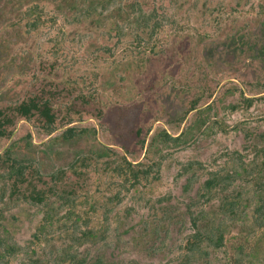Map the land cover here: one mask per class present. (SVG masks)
Wrapping results in <instances>:
<instances>
[{"label": "rangeland", "instance_id": "374dc122", "mask_svg": "<svg viewBox=\"0 0 264 264\" xmlns=\"http://www.w3.org/2000/svg\"><path fill=\"white\" fill-rule=\"evenodd\" d=\"M42 1L46 9L56 10L55 23L18 34L5 28L11 9L0 0V107H11L42 87L57 104L56 125L68 117L94 126L101 142L150 164L157 177L130 191L117 177L98 172V166L82 177L67 172L58 183L37 181L40 187L53 184L56 191L77 188L78 198L66 204L53 197L49 204L33 203L26 197V183L14 194L7 188L0 197V249L6 242L19 247L0 264H71L69 254L85 258L84 264L95 259L99 264H173L192 230L186 203L198 198L197 209L204 207L211 215L218 211L225 192L217 191L208 202L198 196L216 170H235L227 192L241 190L250 212L255 197L264 196V157L256 152L264 146V0H134L144 11L155 8L174 20L155 37V52L140 55L124 51L127 42H117L110 30L120 18L115 5L78 16L74 6L99 0ZM49 32L64 37L65 70L56 65L64 53H53ZM110 45L113 53H102ZM84 74L96 90L86 100L77 97L79 88L92 89ZM71 81L77 84L69 92ZM198 96V107L184 114ZM135 126L141 127L139 135L130 130ZM9 128L13 133L9 139L0 137V152L14 141V155L36 160L44 173L65 166L80 149L99 147L91 131L46 144L47 133L30 119L13 116ZM164 131L177 137L165 139ZM138 139L144 140L143 147ZM94 200L97 209L91 210ZM76 215L81 216L77 224ZM247 223L255 227L250 217ZM86 225L100 230L99 235L77 239ZM240 227L231 223L227 236ZM259 230L249 264H264V230ZM160 238L163 244L156 248ZM211 258L221 264L222 250H213Z\"/></svg>", "mask_w": 264, "mask_h": 264}, {"label": "trees", "instance_id": "16d2710c", "mask_svg": "<svg viewBox=\"0 0 264 264\" xmlns=\"http://www.w3.org/2000/svg\"><path fill=\"white\" fill-rule=\"evenodd\" d=\"M2 1L4 2L5 0ZM121 3L122 5H120ZM80 4H82L80 9H76L74 6L75 10L72 12L74 15L82 16L93 13L99 6L104 9H109L114 5L116 6L114 10L119 13L120 18L112 22L110 30L114 31L117 42H123L122 44L127 42L123 49L128 54L140 55L146 51L154 53L157 48L155 37L158 32L165 24L174 21L172 20V15L158 12L155 8L144 11L140 4L134 0H99L89 2L86 5L83 3ZM5 6L11 9V17L6 19L5 28L14 30V33L18 34L32 33L44 25L55 23L58 18L56 10L46 9L42 0H22L21 2H17V0H13V2L6 0ZM3 13L4 11L1 15ZM48 34L50 35L49 41H53L52 45L55 50L53 53H64L62 59L58 60L56 58L59 61L56 65H62V68L65 70L68 65V60L65 59V53L68 49L65 48V43L62 41L64 37L61 39V36L57 33L51 34L49 32ZM104 49L102 53L107 51L108 54H112L114 46L110 45ZM42 77L46 78L45 76ZM82 79L92 86V89L83 92L79 88L77 97L83 100H86L85 97H88V99L89 97L94 98L96 90L93 84H91L92 80L90 76L84 74L82 75ZM67 84L70 87L66 91L71 92V84H77V82L71 81ZM91 92L92 94H90ZM67 94L70 93L67 92ZM199 97H194L190 100L189 106L184 114L198 107ZM251 98L246 97L245 100L249 103L252 101ZM57 109L55 101L53 102L52 98L44 96L42 87H38L35 91L16 100L11 107H0V137L10 138L13 129L9 128V126L13 123V116H17L18 118L32 120L34 126L45 131L47 136L44 143L46 144L57 139L72 140L91 131L99 147H96L95 150L80 149L65 166L44 173L36 160L32 158L22 159L15 156V150L11 147V145L13 146L15 144L14 141H11L0 152V190L1 184L3 183L5 185L3 186V192L0 191V197L4 195L7 188L10 194H14L20 190L19 187L21 184L26 183V186L29 187V190L26 191V197L33 201V203L45 205L48 202L49 204L53 197L52 201H56L58 204H66L78 198L77 188L72 187L56 191L53 184L47 186L42 185L40 187L37 181L45 184L48 182L58 183L67 172L82 177L88 175L94 166H98V172H103L110 177H117L122 187L127 191L136 189V185L140 182L148 183L157 177L153 173L150 164L142 160H131L125 152L120 151V153L112 146L101 142L97 137V129L94 126L86 124L80 125L68 117L65 118V122L60 126L56 125L58 119ZM69 111V105L66 103L64 113L69 115ZM97 115L101 116V113L98 111ZM120 116H123V111ZM35 122L36 124H34ZM130 130L134 135H139L141 127L135 126L134 129L131 128ZM160 135L168 140H173L177 137L165 131ZM244 136L248 138L250 136L249 132H244ZM138 142L143 147L144 140L138 139ZM256 152L262 154L264 157V146L258 148ZM234 154H236L235 157L237 160L241 158L240 152L235 151ZM233 172L235 170H228L226 172L216 170L202 184L201 192L198 195L202 198V201L208 202L214 197L217 191L225 192L222 195L216 214H209V210L204 207L197 209L199 203L198 198H192L186 203L185 207L192 230L186 234L182 244L179 245V250H181L176 253L173 264H213L211 258L213 250H222L224 258L221 264H249L253 253L252 248H254L255 244L253 241H256L254 240L256 229H260L262 232L264 230V196L257 195L252 210L248 212L245 208L249 201L248 199H244L241 190L236 189L235 193L227 192L234 177ZM47 176L48 180L46 181L44 177ZM189 178L186 180V184L191 182ZM117 194H114V197L118 199ZM88 196L85 195L84 197L88 198ZM96 204L97 202L95 200L89 203L91 210L97 209ZM80 217L76 215V224ZM247 217H250L255 227H249ZM46 218L47 214L44 220H47ZM231 223H239L242 227H240L238 233L227 236ZM42 231L43 229L40 226L36 231L35 238L39 239V234H42ZM80 232L79 236H76L77 239L80 237L90 238L97 236L100 230L86 225L85 229ZM259 233L256 236L257 238L259 237ZM155 236H158V234ZM162 239L160 238V241L156 242V248L161 247L163 244ZM3 242L4 240L0 238V245ZM18 247L16 244L6 242V245L0 249V260L5 259L4 257L7 254H13ZM68 259H70L71 264H84L85 261V258L77 259L74 254H69ZM93 264H99V260L95 259Z\"/></svg>", "mask_w": 264, "mask_h": 264}]
</instances>
